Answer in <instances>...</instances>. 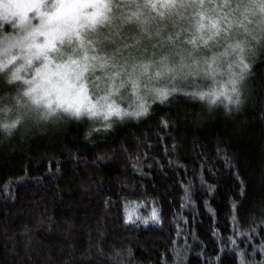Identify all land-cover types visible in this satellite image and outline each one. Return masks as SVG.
I'll return each mask as SVG.
<instances>
[{"label": "trees", "instance_id": "obj_1", "mask_svg": "<svg viewBox=\"0 0 264 264\" xmlns=\"http://www.w3.org/2000/svg\"><path fill=\"white\" fill-rule=\"evenodd\" d=\"M135 1L155 24L177 19L161 8L178 0ZM154 27L133 49L159 65L177 45ZM248 59L230 103L204 95L211 79L165 72L112 122L6 117L14 87L0 82V264H264V34ZM153 214L159 225L139 224Z\"/></svg>", "mask_w": 264, "mask_h": 264}, {"label": "rangeland", "instance_id": "obj_2", "mask_svg": "<svg viewBox=\"0 0 264 264\" xmlns=\"http://www.w3.org/2000/svg\"><path fill=\"white\" fill-rule=\"evenodd\" d=\"M170 5L161 12L177 19L166 25L165 15L155 24L147 10H137L135 0H0V82L14 87L8 98L12 107L2 112L23 119L73 116L112 122L142 110L139 94L149 95L159 81L170 82L164 74L172 71L186 80L211 79L212 90L204 95L232 102L248 56L264 34V0H178ZM156 25L174 32L159 45L172 36L169 49L177 45L159 65L151 61L153 55L137 58L149 51L133 49L137 36L149 40L148 31ZM123 29L132 31L136 41H121ZM168 52L179 56L177 65L166 63ZM125 58L122 80L110 70L114 60L123 63ZM126 84L137 90L124 109L116 100L127 99L120 95ZM139 222L160 224L155 214Z\"/></svg>", "mask_w": 264, "mask_h": 264}]
</instances>
